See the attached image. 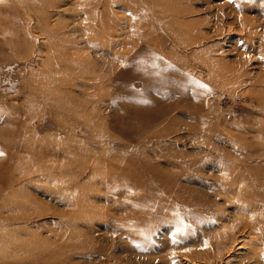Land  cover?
I'll use <instances>...</instances> for the list:
<instances>
[{
    "label": "rangeland",
    "instance_id": "rangeland-1",
    "mask_svg": "<svg viewBox=\"0 0 264 264\" xmlns=\"http://www.w3.org/2000/svg\"><path fill=\"white\" fill-rule=\"evenodd\" d=\"M0 264H264V0H0Z\"/></svg>",
    "mask_w": 264,
    "mask_h": 264
}]
</instances>
